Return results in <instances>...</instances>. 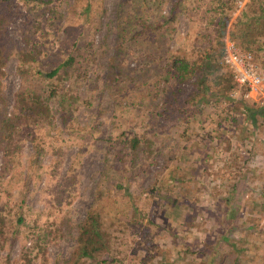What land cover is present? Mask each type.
<instances>
[{"label":"trees","instance_id":"obj_1","mask_svg":"<svg viewBox=\"0 0 264 264\" xmlns=\"http://www.w3.org/2000/svg\"><path fill=\"white\" fill-rule=\"evenodd\" d=\"M13 1L0 0V75L2 67L12 56L16 60V73L19 76V86L13 92L9 113L6 112V102L0 93V151L3 160L0 176L8 174V182L13 177H16L13 181L20 182L21 173L14 170L16 166L10 158L18 154L21 144L28 140L33 153L27 160L29 175L21 185L27 187L31 177L37 180L44 174L47 182L41 196L46 201V209L29 213L30 210L24 203V191H20L13 201L1 199L0 196V248L4 249L7 242L20 243L17 258L10 262L7 257L2 264H47V245L63 236L61 226L67 223V219L60 214L62 204H59V196L62 195L63 204H69L76 185L75 171L78 164V159L74 158L66 175L60 179L68 182L67 186L61 190L55 187L54 192L48 191L50 181L54 183L53 179L57 177L61 146L66 141L57 134H49V131L53 126V118L57 115L65 132L69 135L73 132L76 123L73 105L78 101L75 94L76 79L81 77L79 67L85 60L92 62L97 55L91 39L93 32L101 24V14L105 11L103 9L99 13L96 8L92 10L90 0H73L66 10L65 26L61 27L62 23L59 21L63 16L60 10L57 11L59 0H20L24 13L18 11ZM166 1H170L171 9L164 16L160 11ZM203 1L205 0H191V4L185 6V0H114L111 4L112 19L109 21L115 25L114 42L107 61L105 80L108 93L110 86L120 88L125 81L135 88L144 86L147 89L161 81L174 87L192 79L191 83L196 89L202 88L209 96L196 94L192 109L196 110L200 102L215 103L219 98L208 91V81L212 80L217 84L232 80L228 70L224 72V76L222 73V68L225 67L221 62L218 37L222 35L221 29L227 16L233 11L235 0L205 1L203 12L210 15L208 24L214 26L215 39L198 62L171 52L168 47V42L173 37L172 23L176 16L181 12L196 11ZM21 15L25 17L23 27L19 28L22 46L15 50L11 47L9 51L5 50L7 26ZM59 33L60 40L56 39L58 44L54 49L56 58H51L43 53L42 47L47 45L52 48L53 43L49 44V39L56 38ZM35 34L38 37L33 41ZM232 35L242 50H254L255 53L250 52L262 69L264 59L259 64L256 53L264 52V0L247 1V7L240 12L238 25ZM148 42L153 43L156 53H146L142 49ZM132 62L133 67H129ZM157 66L159 73L155 71ZM238 99L250 103L243 106L249 121L254 122L257 114L264 117V104L241 97ZM160 129L163 130L164 127ZM142 139L139 134L130 133L124 139H119L120 147L110 158L105 155L95 184L93 202L85 216L76 224L74 242L68 256L61 259V264H123L127 258L130 264H148L149 261L164 264L156 259L166 255L167 251L161 250L157 243L153 244L149 226L160 228L154 220L157 218L160 222H167L169 218L165 220L163 216H170L181 230L186 231L188 226H193L195 216H191L188 209L184 208L182 199L179 200V196L186 191V187L181 186L180 182H189V177L179 178L175 175L172 180L174 187L170 189H162L157 181L142 189L141 175L144 169L133 173L140 156L147 158L151 152L150 141L143 142ZM44 153H50L59 159H52L50 165L41 170L38 158ZM175 166V169L185 173L183 176L192 172L190 167H185L180 161ZM135 180H140V183ZM130 187L139 188L133 198ZM109 189L112 194L117 192L122 197V200L116 201L119 205L114 208L110 204L115 198L108 196ZM146 205L147 211L142 212L141 208ZM169 206L170 211L167 210ZM159 207L161 208L158 209ZM123 211L126 214L128 212V217L123 216ZM142 217L146 218L143 225L138 222ZM225 220H228L227 217ZM237 220L241 221L240 218ZM233 225L234 218L227 225L222 223L221 231H216V242L211 245V255L205 258L200 253L201 259H198L197 264H219L225 255L229 264H235L238 252L232 243H227V231ZM165 235L174 241L180 237L173 229H167ZM224 246L227 248H222ZM127 249H130L129 255L133 256L125 257L123 252ZM187 250L179 251L176 257L182 258Z\"/></svg>","mask_w":264,"mask_h":264},{"label":"rangeland","instance_id":"obj_2","mask_svg":"<svg viewBox=\"0 0 264 264\" xmlns=\"http://www.w3.org/2000/svg\"><path fill=\"white\" fill-rule=\"evenodd\" d=\"M72 1L58 2L57 11L60 10L63 16L59 21L62 23L61 27L65 26L63 23L67 17L66 10ZM90 1L92 10L96 8L100 13L104 9L105 13L101 14V24L93 32L91 39L93 47L97 49V55L92 62L85 60L79 67L81 77L76 79L75 88L78 101L73 105L76 123L69 135L65 132L60 118L55 115L49 131V134H57L66 141L61 146L62 155L57 177L53 179L54 183L50 181L48 191L54 192L55 187L61 190L67 186L69 183L60 179L66 175L74 158L78 159V164L75 171L76 185L69 204H63L62 195L59 196V204H62L60 214L67 219V223L61 226L63 236L47 245V264H61V259L68 256L74 242L75 226L85 216L93 202L95 184L103 167L105 155L110 158V155L120 147L119 139H124L130 133L142 136L143 142L150 141L149 156L143 158L140 154V159L133 170L134 173L144 169L141 175L142 189L154 181H157L162 189H170L174 187L172 180L175 175L179 178L189 177L187 178L189 182H180L181 186L186 187V191L184 193L182 191L179 200L182 199L184 208L188 209L191 216H195L194 224L188 226V230L185 231L177 227L170 216L162 215L165 220L169 218L167 222H160L157 218L154 220L160 228L149 226L153 244L157 243L161 250L167 251L166 255L157 257V262L197 264L198 259H201L200 253L202 257L208 258L211 255L210 251H213L210 250L211 245L216 242L218 234L216 231H221L223 222L227 225L234 218L232 229L227 231V243H232L238 252L235 264H264V117L257 114L254 116V122L249 121L243 106L250 103L239 101L237 94L231 95L234 89L232 80L220 81L217 84L209 80L208 91L218 95L216 98L219 99L215 103L200 102L196 110L192 109L196 94L209 96L202 88L197 90L191 83L192 79L174 87L161 81L147 89L144 86L135 88L125 81L120 88L110 86L108 93L105 80L107 61L114 42L115 25L109 22L112 19L111 4L114 0ZM205 1L196 11L181 12L176 16L172 23L173 37L168 42L171 52L196 62L215 39L214 26L208 24L210 15L203 12ZM247 1L238 12L235 11L234 4L233 11L227 16L224 25L231 21L229 24L231 33L236 30L239 14L247 7ZM13 3L19 12H25L20 0H14ZM189 4L191 0H185L184 5ZM170 9L171 3L166 1L160 13L166 16ZM24 18V15L17 16L7 26L4 36L5 50L9 51L10 47L15 50L22 46L19 28L23 27ZM60 36L59 33L56 38L49 39V44L53 43L52 48L44 45L43 53L56 58L54 49L58 44L56 39ZM37 37L38 34H35L32 40H36ZM218 40L220 49V37ZM142 49L146 53L157 52L151 42L144 44ZM249 51L255 53L254 50ZM263 53L262 51L256 53L259 64L264 59ZM133 65L132 62L129 67ZM262 67L264 69V66ZM155 68L156 73H159V67ZM1 70L0 93L6 102V112L9 113L13 92L19 86L15 58L11 56ZM222 71L224 76V72L227 71L225 68H222ZM65 85H68L67 81ZM226 115L227 117H224ZM161 127L164 129L159 130ZM32 153L31 144L25 140L20 146V152L10 158L16 166L14 170L21 173L19 183L13 181L16 177L8 182V174L0 176L1 199L8 198L13 201L17 199L20 191H24V203L29 208V213L46 209V201H43L41 196L47 182L44 174L37 180L31 177L27 187L21 185L29 175L27 160ZM54 158L57 156L50 153L42 154L38 158L39 168L43 170L48 167ZM179 161L185 167H190L192 172L183 176L184 172L175 169ZM2 162L0 151V171ZM135 181L140 183V180ZM138 189L130 187L132 198ZM178 193L181 194L180 191ZM108 194L115 198L110 206L112 208L118 206L119 203L116 201L122 200L121 195L117 192L112 194L110 189ZM167 210L170 211V206ZM126 211L122 214L128 217ZM141 211L146 212L147 205L143 206ZM225 217L228 220H225ZM145 219L142 217V220L138 221L139 224L143 225ZM167 229H173L180 237L176 241L166 237ZM222 248L226 249L227 246ZM184 249H188L187 253L182 258H177L178 252ZM19 251V241L13 244L7 242L4 249L0 248V264L6 261L7 257L8 261H13ZM123 253L125 257L133 256L129 255L130 249ZM127 263L128 258L123 264ZM148 264L153 263L149 261ZM219 264H229L226 255Z\"/></svg>","mask_w":264,"mask_h":264},{"label":"built area","instance_id":"obj_3","mask_svg":"<svg viewBox=\"0 0 264 264\" xmlns=\"http://www.w3.org/2000/svg\"><path fill=\"white\" fill-rule=\"evenodd\" d=\"M246 0H236V12H238ZM221 29L220 36L221 62L230 72L234 89L231 95L237 94L242 99L258 101L264 104V71L254 61L250 51H245L237 45L229 29L231 21Z\"/></svg>","mask_w":264,"mask_h":264}]
</instances>
